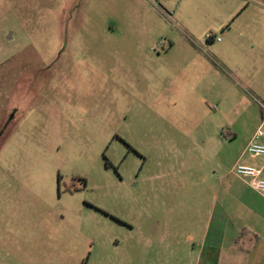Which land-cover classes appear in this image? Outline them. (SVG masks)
Wrapping results in <instances>:
<instances>
[{"label":"rangeland","instance_id":"rangeland-1","mask_svg":"<svg viewBox=\"0 0 264 264\" xmlns=\"http://www.w3.org/2000/svg\"><path fill=\"white\" fill-rule=\"evenodd\" d=\"M226 19L211 0H0V264H194L212 191L263 164L244 151L262 115L211 60Z\"/></svg>","mask_w":264,"mask_h":264},{"label":"crops","instance_id":"crops-1","mask_svg":"<svg viewBox=\"0 0 264 264\" xmlns=\"http://www.w3.org/2000/svg\"><path fill=\"white\" fill-rule=\"evenodd\" d=\"M211 2L222 5L227 16L223 33L212 35L220 41L212 39L208 46L224 79L223 96H234L245 112L258 109L264 123V0ZM260 159L263 164L257 168L262 169L264 158ZM233 177L212 191L206 222L195 223L201 249L194 264H264V196L247 180Z\"/></svg>","mask_w":264,"mask_h":264},{"label":"built area","instance_id":"built-area-1","mask_svg":"<svg viewBox=\"0 0 264 264\" xmlns=\"http://www.w3.org/2000/svg\"><path fill=\"white\" fill-rule=\"evenodd\" d=\"M207 40L215 39L216 41H220V38H215L210 34L206 35ZM263 116H264V106ZM264 120V119H263ZM264 133L261 130V127L257 130V132L253 135L251 141L247 144L245 148V153H248L252 157H262L264 158V144L257 143L256 140L260 137H263ZM231 173L238 178H242L247 180L249 186L258 194L264 196V178L261 177L262 169L256 168L251 165L236 163L232 169Z\"/></svg>","mask_w":264,"mask_h":264}]
</instances>
